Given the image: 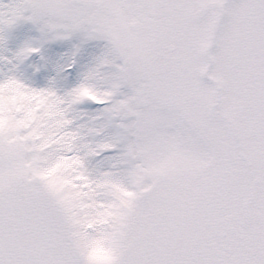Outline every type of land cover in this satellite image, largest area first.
I'll use <instances>...</instances> for the list:
<instances>
[{
	"label": "snow or ice",
	"instance_id": "1",
	"mask_svg": "<svg viewBox=\"0 0 264 264\" xmlns=\"http://www.w3.org/2000/svg\"><path fill=\"white\" fill-rule=\"evenodd\" d=\"M0 264H264V0H0Z\"/></svg>",
	"mask_w": 264,
	"mask_h": 264
}]
</instances>
